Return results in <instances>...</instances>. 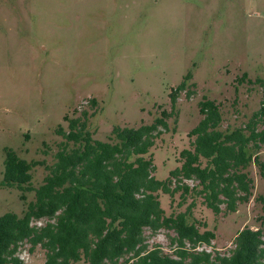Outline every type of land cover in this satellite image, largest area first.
<instances>
[{"label": "rangeland", "instance_id": "rangeland-1", "mask_svg": "<svg viewBox=\"0 0 264 264\" xmlns=\"http://www.w3.org/2000/svg\"><path fill=\"white\" fill-rule=\"evenodd\" d=\"M258 78L264 81V0H0V180L5 149L28 161L55 160L65 141L56 128L68 130L64 115L86 111L92 137L106 140L114 126L150 124L162 109L171 114L152 152L155 176L164 179L201 119L199 103H221L222 128L242 125L263 99ZM182 82L172 107L169 92ZM259 156L264 161V144ZM249 170L248 203L217 218L206 210L218 248L230 247L243 226L260 225L264 208L255 197L264 180ZM46 172L34 166L33 185ZM19 193L0 185V215L21 213ZM171 233L145 229L148 242L167 252ZM27 249L23 242L17 252L25 264H44L41 250Z\"/></svg>", "mask_w": 264, "mask_h": 264}, {"label": "trees", "instance_id": "trees-1", "mask_svg": "<svg viewBox=\"0 0 264 264\" xmlns=\"http://www.w3.org/2000/svg\"><path fill=\"white\" fill-rule=\"evenodd\" d=\"M256 83L263 99L242 125L222 128L221 103H199L201 119L164 179L155 176L152 149L171 114L165 109L150 124L114 126L106 140L92 137L86 111L64 115L68 130L59 125L56 132L65 141L50 164L5 149L0 185L19 190L23 209L0 215V264H25L17 255L23 242L29 253L42 251L44 264H264V213L256 229L243 226L225 249L215 245L216 229L205 217L206 210L217 218L249 202L252 165L264 180V81ZM185 89L184 82L171 89L172 107ZM36 165L47 172L33 185ZM255 201L264 208V193ZM145 229L171 231L170 251L150 244Z\"/></svg>", "mask_w": 264, "mask_h": 264}]
</instances>
